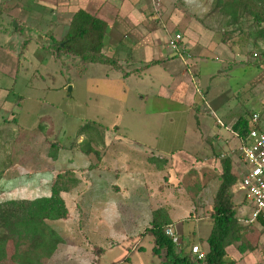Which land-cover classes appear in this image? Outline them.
<instances>
[{
  "label": "rangeland",
  "instance_id": "1",
  "mask_svg": "<svg viewBox=\"0 0 264 264\" xmlns=\"http://www.w3.org/2000/svg\"><path fill=\"white\" fill-rule=\"evenodd\" d=\"M167 2L173 27H160L190 42L198 35L207 48L202 58L197 49L204 45L178 57L188 65L184 78L158 66L124 78L108 65L59 57L50 49L48 6L0 0V203L48 197L58 176L68 188L61 194L66 217L46 221L63 243L42 264H161L163 254H152L145 234L159 209L172 217L180 249L190 243L208 249L222 154L239 182L232 127L238 121L258 127L251 119L264 115V40H255L250 17L228 24L213 10L214 0ZM161 49L164 55L173 51L167 40ZM161 85L168 90L164 99L157 97ZM90 136L96 153L87 155L81 147ZM232 190L236 211L245 209L243 194ZM261 225L242 239L250 257L239 261L237 248L229 246L226 260L264 263ZM13 251L8 243L7 256Z\"/></svg>",
  "mask_w": 264,
  "mask_h": 264
},
{
  "label": "trees",
  "instance_id": "2",
  "mask_svg": "<svg viewBox=\"0 0 264 264\" xmlns=\"http://www.w3.org/2000/svg\"><path fill=\"white\" fill-rule=\"evenodd\" d=\"M213 10L229 19L228 24L232 25L250 17L251 23L256 27L253 32L255 40H264V0H214ZM107 30L105 22L78 11L70 20L66 34L61 40L53 41L50 49L59 57L63 54L70 55L83 64L108 65L116 69L117 59L102 53ZM221 41L225 43L226 39L222 38ZM260 54L263 56L264 52ZM232 129L239 135H244L252 127L247 121H238ZM81 134L82 130L79 129L77 136ZM90 139L95 141L90 136L81 147L87 155L96 153L90 146ZM157 166L160 167V164ZM220 169L219 186L213 197L210 213L212 226L205 240L208 249L204 259H197L198 264H235L233 260H226V248L235 246L240 254L249 249L242 239L253 229L238 222V214L243 211V207L237 212L233 204L232 189L238 185V178L233 171L231 159L226 157L221 160ZM75 182V179L71 180V183ZM67 191L62 177L58 176L48 197L0 203V264H42V258H48L55 252L63 240L46 221H58L66 217L67 208L61 194ZM259 220L264 225V220ZM168 225H171V220L165 211L159 209L152 213L150 228L145 231L152 238V254L158 257L163 254L161 264H190L191 256L176 250L177 246L165 235L164 230ZM8 243H12L14 247L10 257L6 253ZM23 243L27 244V248L21 251ZM127 259L126 255L123 260Z\"/></svg>",
  "mask_w": 264,
  "mask_h": 264
},
{
  "label": "crops",
  "instance_id": "3",
  "mask_svg": "<svg viewBox=\"0 0 264 264\" xmlns=\"http://www.w3.org/2000/svg\"><path fill=\"white\" fill-rule=\"evenodd\" d=\"M7 1V0H3ZM28 1V0H27ZM31 1V0H29ZM38 1L39 5L48 6L51 11V15L54 20H51V29H54L52 32V37H49L51 43L53 41H59L63 38L68 30V26L72 17L78 11H83L86 14L97 18L105 22L108 26L107 33L103 40V48L107 50L109 53L112 52V55L105 54L109 57H115L117 59L118 68H113L116 71H122L121 76L127 78L131 75L139 74L140 71L145 69H151L154 66L160 67V69H164L167 71L172 77L175 78H184L186 74H189V69L186 68L179 58H176V55L173 51L169 53H162L161 47L166 45L167 40V32L163 28H161V23L166 22L168 27H173L171 21H169L171 14L173 11V7L170 2L167 0H160L163 13L160 15V19H156L151 8V4L148 0H34ZM16 8L15 5L11 6ZM10 7V8H11ZM20 9L19 7H17ZM169 8V9H168ZM163 29V30H162ZM61 30V33L57 32ZM202 31V29H200ZM201 33V32H200ZM198 36V35H197ZM194 38L193 42L187 41L183 38V42L181 44V50L183 52H187L186 49H189L195 52V49L199 48V45L205 47V44L202 42L200 36ZM47 39V38H46ZM163 44V45H162ZM206 48V47H205ZM167 49V46L164 47ZM164 51V50H163ZM207 51L204 49H197L199 56L196 57L202 58V53ZM165 52V51H164ZM195 58V57H194ZM190 62L193 60L187 58ZM181 69V75L178 76V63ZM190 76V75H189ZM188 76V77H189ZM191 81V78H189ZM183 79L179 85H177L173 91V94L170 96L171 98L177 96L176 93H180L182 89ZM168 92L166 87L163 85L160 86L157 97L159 99H164V93ZM205 103L206 101L202 100ZM205 108V106H203ZM202 107V109H203ZM259 116V114H257ZM262 119V120H261ZM260 121L264 123V115L262 114V118ZM259 121V122H260ZM259 122L253 123L251 119V123L258 125L259 129L262 127L258 124ZM221 157V156H220ZM161 166V165H160ZM243 200V199H242ZM240 213V212H239ZM239 215V214H238ZM171 222H173L172 217L169 215ZM239 217V216H238ZM242 226H249L253 229V227L257 225H261V221L258 220L252 224H242ZM264 226V225H261ZM209 235V234H208ZM207 235V237H208ZM206 237V238H207ZM205 238V240H206ZM203 240V239H201ZM196 246L194 243L188 244L185 249H180V246L177 245L179 251L183 253V255L191 256L190 264H198L197 258L195 255L191 253V247ZM227 250V249H226ZM132 250H130L131 252ZM206 252V251H205ZM227 252V251H226ZM249 251H246L244 254H240L238 260L248 258ZM126 256V255H125ZM124 256V258H125ZM123 258V259H124ZM122 259V260H123ZM229 260L235 261L237 264V258H233L230 256ZM252 263L250 264H264L261 259L256 260L252 259ZM119 263V262H115ZM113 264V263H111Z\"/></svg>",
  "mask_w": 264,
  "mask_h": 264
},
{
  "label": "built area",
  "instance_id": "4",
  "mask_svg": "<svg viewBox=\"0 0 264 264\" xmlns=\"http://www.w3.org/2000/svg\"><path fill=\"white\" fill-rule=\"evenodd\" d=\"M151 4L152 12L156 19H160L162 6L160 0H148ZM182 36L180 33H168V47L174 51L175 55L183 59V55L190 57L189 54L181 50ZM258 116L252 117V122L256 123ZM238 139L239 149L237 158L240 161V168L237 170L239 182L236 189L243 194L245 209L239 213L238 222L242 224H252L259 219L264 220V129L252 128L246 134L239 135L232 132ZM225 158L228 157L224 154ZM248 210L247 215L244 211ZM164 233L170 238L172 243L179 245V237L176 228L168 225ZM191 253L197 259H204L205 252L198 246L191 247Z\"/></svg>",
  "mask_w": 264,
  "mask_h": 264
},
{
  "label": "water",
  "instance_id": "5",
  "mask_svg": "<svg viewBox=\"0 0 264 264\" xmlns=\"http://www.w3.org/2000/svg\"><path fill=\"white\" fill-rule=\"evenodd\" d=\"M16 27V26H15Z\"/></svg>",
  "mask_w": 264,
  "mask_h": 264
}]
</instances>
